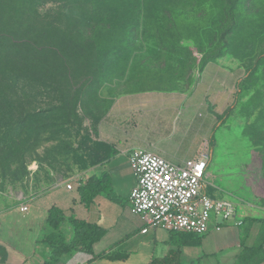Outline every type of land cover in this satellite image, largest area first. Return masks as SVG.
I'll list each match as a JSON object with an SVG mask.
<instances>
[{
	"label": "rangeland",
	"instance_id": "rangeland-1",
	"mask_svg": "<svg viewBox=\"0 0 264 264\" xmlns=\"http://www.w3.org/2000/svg\"><path fill=\"white\" fill-rule=\"evenodd\" d=\"M145 143L264 211V0H0V193Z\"/></svg>",
	"mask_w": 264,
	"mask_h": 264
},
{
	"label": "crops",
	"instance_id": "crops-1",
	"mask_svg": "<svg viewBox=\"0 0 264 264\" xmlns=\"http://www.w3.org/2000/svg\"><path fill=\"white\" fill-rule=\"evenodd\" d=\"M136 148L171 161L169 154L164 155L153 144L116 147L115 153L99 169L110 178L112 196L101 194L88 208L79 200L77 187L81 183L74 185L75 189L73 186L71 190L66 188L67 184L72 185L70 180H59L55 188L40 195L28 193L22 198L0 193V264H45L50 261L52 250L42 240L51 232L46 220L52 206L61 209L66 218L74 216L105 232L93 246V255L77 252L56 264H151L162 259L169 264H236L242 250L257 243L264 219H256V216L263 215L264 211L250 205L243 209L239 207L234 219L227 223L221 225L219 220H214L210 231L202 237L163 229L141 233L145 224L140 216L131 213L128 201L135 185L128 156ZM193 155L187 159L196 157ZM23 206H27L26 212L20 211ZM215 224L220 225L219 230H215ZM61 231L67 239L72 237L69 223L66 222ZM196 238H199V244L192 243ZM98 255L103 257L93 258Z\"/></svg>",
	"mask_w": 264,
	"mask_h": 264
},
{
	"label": "built area",
	"instance_id": "built-area-1",
	"mask_svg": "<svg viewBox=\"0 0 264 264\" xmlns=\"http://www.w3.org/2000/svg\"><path fill=\"white\" fill-rule=\"evenodd\" d=\"M135 177L128 201L133 215L145 224L141 233L163 229L202 237L215 220L220 224L234 219L237 205L228 198L213 197L206 191L207 155L200 154L180 164L146 149L129 152ZM68 190L72 189L67 184ZM27 211V206L20 208ZM220 225L215 224V230Z\"/></svg>",
	"mask_w": 264,
	"mask_h": 264
},
{
	"label": "trees",
	"instance_id": "trees-1",
	"mask_svg": "<svg viewBox=\"0 0 264 264\" xmlns=\"http://www.w3.org/2000/svg\"><path fill=\"white\" fill-rule=\"evenodd\" d=\"M115 152H113L114 154ZM80 202L88 208L101 194L107 197L112 196L110 178L106 173H102L97 180L89 178L77 187ZM46 225L51 230L43 237L52 250L50 261L45 264H56L71 258L77 252H84L93 255V246L99 242L105 232L95 224L84 220L76 219L74 216L65 217L64 212L56 206H52L47 213ZM69 223L72 229V237L67 239L61 231L65 223ZM199 244V238L192 242ZM264 220L261 221L260 237L252 247H246L237 256L236 264H261L264 262ZM102 255L93 258H102ZM151 264H169L166 259L154 260Z\"/></svg>",
	"mask_w": 264,
	"mask_h": 264
}]
</instances>
